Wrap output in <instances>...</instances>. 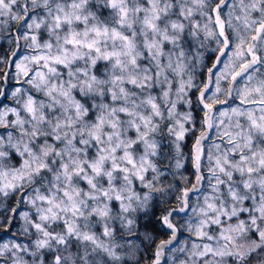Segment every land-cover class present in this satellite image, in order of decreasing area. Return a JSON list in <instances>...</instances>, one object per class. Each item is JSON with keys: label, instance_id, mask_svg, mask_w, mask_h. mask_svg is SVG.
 <instances>
[{"label": "snow or ice", "instance_id": "snow-or-ice-1", "mask_svg": "<svg viewBox=\"0 0 264 264\" xmlns=\"http://www.w3.org/2000/svg\"><path fill=\"white\" fill-rule=\"evenodd\" d=\"M0 229V264H264V0H0Z\"/></svg>", "mask_w": 264, "mask_h": 264}, {"label": "trees", "instance_id": "trees-1", "mask_svg": "<svg viewBox=\"0 0 264 264\" xmlns=\"http://www.w3.org/2000/svg\"><path fill=\"white\" fill-rule=\"evenodd\" d=\"M189 167H190V165H189ZM172 180V177L171 176H169L168 177V181H171ZM177 181H179V177H177ZM13 231H15V229H13ZM1 234H3V230H2V233ZM11 234V233H10ZM4 235V234H3ZM148 256H150L151 255V250L149 249L148 251H147V253H146ZM141 264H143V257H141Z\"/></svg>", "mask_w": 264, "mask_h": 264}, {"label": "rangeland", "instance_id": "rangeland-1", "mask_svg": "<svg viewBox=\"0 0 264 264\" xmlns=\"http://www.w3.org/2000/svg\"><path fill=\"white\" fill-rule=\"evenodd\" d=\"M2 230H3V229H0V234L2 233ZM3 234H4V235H3ZM3 234H2V235L4 236V239H5V240L8 238V236L11 235L10 233H4V232H3Z\"/></svg>", "mask_w": 264, "mask_h": 264}]
</instances>
